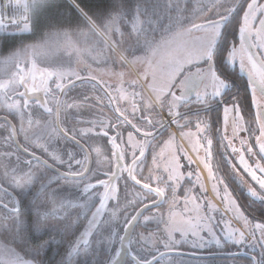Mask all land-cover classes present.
I'll return each instance as SVG.
<instances>
[{
    "label": "snow or ice",
    "instance_id": "obj_1",
    "mask_svg": "<svg viewBox=\"0 0 264 264\" xmlns=\"http://www.w3.org/2000/svg\"><path fill=\"white\" fill-rule=\"evenodd\" d=\"M186 10L174 0H165L163 8L153 0H136L134 5L128 0H71L70 7L63 0H0V68L17 69L10 79L0 80V107L8 115L18 117L19 125L7 115L0 117V128L8 131L2 155L9 162L14 161L5 166L0 177V193L7 196L0 197V234H5L0 239V264H76L79 256L85 257L84 264H93L88 257L94 254V245L103 241L92 237L100 235L104 228L108 229V258L104 264H162L178 243L188 240L194 248L239 245L249 250V264H264V0H210L207 4L198 3L193 16H185ZM129 17L131 30L126 32L122 24ZM161 29L157 40L154 34ZM177 37L188 39L176 44ZM117 48L121 50L117 58L124 70L113 73L119 78L115 89L93 75L87 65L84 75L63 66L40 67L41 61L58 51L75 53L80 64L85 63V55L98 59ZM128 66L140 67V78L126 80L130 76ZM237 67L247 76L245 87L250 90L254 113L244 111L245 101L239 96L235 79ZM142 80L154 99L144 93ZM85 84L104 92L103 97L91 98L99 105L94 119H82L79 106L65 99ZM193 97L200 105L194 121L180 110ZM214 105L223 109L224 124L218 131L224 149H231L226 155L238 157L243 171L260 188L257 192L250 185L247 187L249 197L259 204L248 214L232 196L224 178L213 172V139L207 133L213 127ZM105 106H110L114 119L104 114ZM72 109H76L72 118L86 126H65L67 116L62 118L61 113ZM246 115L250 119L246 120ZM41 118L53 136L76 145L83 158H77L73 151L49 154L39 137L30 136L25 124L30 128ZM193 123L195 133L189 128ZM174 124L182 137L195 139L193 150L198 155L203 151L201 159L213 187L219 194V185H223L226 211L233 213L244 230L225 220L222 234L216 232L212 224L216 206L209 201L206 212L193 195L196 185L204 190L198 170L181 171L184 165L177 152L188 165L195 162L176 144V133L170 131ZM186 128L189 130L184 131ZM240 132L248 135L240 137ZM166 134L167 139L162 140ZM93 137L107 138L111 144L114 160L108 162L103 177L98 169L87 166L92 145L81 143ZM253 137L259 149L254 166L245 157V152L257 156L248 142ZM234 140L239 141L240 147L235 146ZM173 145L177 151L165 157ZM149 151L152 167L145 177ZM231 168L239 176L237 166L232 164ZM185 181L192 187H185L181 197L178 193ZM240 183H246L242 177ZM75 193L91 202L90 219L68 243L60 260L54 261L48 253L55 251L57 239L63 241L70 233L75 234L67 214L68 209L80 206L74 203ZM181 199L186 215L175 211ZM109 202H114L111 212ZM165 205L167 217L160 210ZM141 221L156 222L157 232L163 236L157 232L137 233ZM145 252L147 255L142 254ZM216 254L209 251L210 257ZM229 255L235 264L237 254ZM208 264L214 261L209 260Z\"/></svg>",
    "mask_w": 264,
    "mask_h": 264
},
{
    "label": "rangeland",
    "instance_id": "obj_2",
    "mask_svg": "<svg viewBox=\"0 0 264 264\" xmlns=\"http://www.w3.org/2000/svg\"><path fill=\"white\" fill-rule=\"evenodd\" d=\"M174 2H178L179 6L181 8L187 9L184 12L185 16H193L195 13V10H196V5L198 3L207 4L210 2V0H174ZM218 2H224V0H218ZM161 8H163V5L161 6ZM175 14H176L175 12L172 13L173 16ZM205 15H211V13H205ZM6 16H7V13H6ZM131 19L132 18L129 17L128 19H126L123 22L122 30H125L126 32L131 30V22H130ZM197 22H200L199 18H198ZM165 24H167V21H165ZM162 32H163V29L155 32L154 35H155V38L157 40L160 39ZM181 39H188V37H183V38L177 37L175 43L178 44ZM31 42L32 41H26V43H31ZM120 51L121 50L119 48H117L114 53H111V52L107 53L106 55H104L98 59H93L92 56L85 55L83 58L85 63H80V64H77V59H76L75 53H73L72 55H69L67 52L58 51V52H55L53 55H51L48 59L41 61L40 67L45 68V67H48L50 64H52V65L57 66V67L63 66L64 69L67 71H79L81 73V75H84L85 74V68L87 65V66H90V68L93 72V75H96L99 80L107 82L108 84H110L112 86L113 89H115L116 87H118V79L119 78L116 75H114L113 73L124 70L121 68L120 63H119L118 58H117ZM138 54H142V53H138ZM93 55H95V53ZM126 70L130 73V76L125 77L126 80L127 79L140 78V76H141L142 69L140 67L128 66V68ZM16 71H17V69L15 67L0 68V80L10 79ZM241 73H243V72H241ZM141 82L144 83V89H143L144 93L147 96L153 97V99H154V95H153L151 89L148 88L147 83L144 82L143 80ZM125 87H127V85H125ZM79 88H81V87H77L72 92H70V94L68 96L69 99L72 97H76V94L78 93ZM139 90L140 89L137 88V91H139ZM115 94H116L115 91H113V95H115ZM2 98L3 97L1 96V99ZM120 103L124 104V101H120ZM96 117H97V115H94V116H92V119H94ZM108 117H111V116L108 115ZM114 118H115V116L113 117V119ZM190 118L193 121L195 120V116L190 117ZM222 118H223V111H222ZM17 120H18V117H17ZM41 121H42V118L38 119L36 121V123H34V124L36 125ZM181 123H184V121H181ZM223 124H224V119H223L222 124L220 126H218V127L216 126V128H214V130H215L214 134H213L211 129L207 133L213 139V157L211 160L213 172L217 176H222L224 178V183L228 185V189L232 193V196L235 197L237 202L240 204L241 208L245 209L243 207L238 195H237L236 189L238 188L239 190L240 189L244 190L247 193V187L249 185L251 187L255 188L257 190V192H260V188H259V185H257L255 183V181H253L251 179V177L243 171V168L239 165L238 157H236L234 154L233 155H226V152L230 153L231 149L230 148L227 150L224 149L223 145L219 141L220 133L218 131V129L223 128ZM26 125H28V124L26 123L25 127H26ZM83 126H85V125H82V124L80 125V127H83ZM189 128L191 129V131L193 133L196 132V128H195L194 123L189 125ZM48 129H50V128L49 127L44 128V130H48ZM29 130H30V136H33V135L36 137L40 136L39 131H37L35 129L31 130V128H29ZM188 130H189L188 128L184 129V131H188ZM170 131L173 133H176V137H177L176 144L182 146L183 149L188 152V154L192 157L193 161L195 162L193 165H188L187 162L185 161L183 155H181L179 152H177V154L180 155L181 164L184 165V168H182L181 171L196 169V170H198V172L200 174L201 180H202L203 185H204V190L202 191L199 188V185H196L193 188V195L197 197V202L200 203L204 207V211H206V212L208 211V202L209 201L211 202V204L215 205L216 209L218 210L217 212L212 213V215L215 216V219L212 221V224L215 227L216 232L218 234H222L223 229L226 227L224 224L225 220L231 221V223L234 227L240 228L241 230H244L242 223L234 217L233 213L230 211H226L227 202L225 199L222 198L225 196V193L223 191V185H219V189H220L219 194H217L216 189L213 187L212 178L209 175L208 169L205 167V165L201 159V157L203 156V151L201 150V152L198 155L197 152L193 150V143H195V139L193 138L190 141L189 138L182 137L180 135L181 130L176 125H174V127H172L170 129ZM231 132H232V128H231V121H230L229 127H228V134L231 135ZM256 134L258 135L259 133L257 132ZM110 135H111V133H110ZM201 135H203V134H201ZM247 135L248 134L245 132L239 133L240 137H246ZM125 138H126V134H125ZM161 139L162 140L167 139V134L164 137H162ZM248 142L252 145L253 151L257 153V156L252 157L249 153L245 152V157H246V159H248L249 163L253 164V166H254V161L259 159V149H258V145L255 142V137L251 138ZM233 143L235 144L236 147H240L238 140H234ZM91 145H92V152L94 153V158H95L94 170L98 169L99 170L98 174L101 175V177H103V172L106 171L108 166H109L108 162L110 160H114V157L112 156L111 144L108 143L107 138L93 137L91 139ZM161 147H163V145H161ZM97 150H98L99 154L97 153ZM4 151L5 150H0V157L3 156L2 153ZM172 151H177L176 145H173L171 149L166 150L165 157H167L169 155V153ZM156 152L157 153L160 152L159 147L156 148ZM54 153L58 154L57 152H54ZM151 156H152L151 151H149V153L147 154V157H146V164L144 166V172H143V175L145 177L148 176V169L152 167ZM81 159H82V157H81ZM2 163H3V161L1 160L0 164H2ZM163 163H164V161L162 160L161 161L162 166H163ZM261 163H264V161H261ZM12 164H14V163H12ZM232 164H235L237 166V169L239 170V176H236V174L232 171V168H231ZM4 165L6 166L7 163H5ZM257 175H259V173H257ZM240 177H242L243 180L246 182L245 184L240 183ZM235 183H237L238 186H236ZM153 186H155V185H153ZM185 187H192V185L188 184L187 181L183 182L182 186H181V190L178 193L179 196L183 197V192H184ZM69 191L75 192V190H71V189ZM75 195H76V200L74 203H78L80 206L79 207L74 206V207L68 209V213H67L69 219L71 220L72 224L74 225L75 234L70 233L66 237V239H64L63 241H61L60 239H57V241L53 245V248L55 251H50L48 253L49 258H53L54 261L60 260L61 256H63L65 249L68 246V243L72 239H75V235H78L80 231L84 230V228L88 224V219H90L89 209H90L91 202L88 201L87 197H85L79 193H75ZM129 196L131 197V192H129ZM0 197H4V199H7L6 195H4L3 193H0ZM113 203L114 202H109V212H111V205ZM192 206L193 205L191 203H189V207L191 208ZM124 207H125V205L122 201L121 202V208H124ZM160 210L162 212H164L165 217H167L168 206L165 205ZM91 211H94V209H91ZM117 211H119V210H117ZM128 211L131 212L132 209L128 208ZM153 211H155V209H153ZM175 211L177 213H184L186 215V213L184 212V201H183V199H181L180 202L177 204ZM248 213L249 212L246 211V214H248ZM107 218H108V213L105 214L104 219L106 220ZM85 221H86V223H85ZM83 225H84V227H83ZM159 227L163 228V225H160ZM136 231H137V233H144L145 235H147L150 232H157V224L154 221L147 222V223L142 221L141 224L136 229ZM107 235H108V229L104 228L101 230L100 235L94 234L92 237V239L94 241L95 240L103 241L98 246L94 245L95 252H94V254H91L88 257V260L93 262V264H102L106 261V258H108V244L106 241ZM157 235L163 236V233L157 232ZM4 238H5V234H0V239H4ZM176 238L179 241V239H180L179 233L176 234ZM161 245H162V240H161ZM113 247H116V245H113ZM176 248L186 250V251H190L191 253L196 252L197 254H209V251L211 250L217 254L214 257H206V258H200V257H196L193 255L192 256L180 255V254L176 255V256L175 255L174 256L169 255L168 259L166 261L162 262V264H169V261L171 262V264H208L209 260H213L214 264H234L233 258L229 255V253H243V254H245L246 257H244V258L236 257L235 264H249V255H248L249 250L247 248L240 247L239 245L228 244L227 246L222 247V248H216L215 246H212L211 249H209V248H194L192 246L191 241L188 240V241H183V242L178 243ZM161 250H163L162 247H161ZM258 251H259V248L257 247V252ZM142 254L147 255V252L142 253ZM84 259H85V257H83V256L76 257V264H84Z\"/></svg>",
    "mask_w": 264,
    "mask_h": 264
},
{
    "label": "flooded vegetation",
    "instance_id": "obj_3",
    "mask_svg": "<svg viewBox=\"0 0 264 264\" xmlns=\"http://www.w3.org/2000/svg\"><path fill=\"white\" fill-rule=\"evenodd\" d=\"M51 83V82H50ZM80 83V82H79ZM77 83V84H79ZM54 86V85H53ZM70 94V93H69ZM68 94V96H69ZM65 97V99L67 100L68 103H74L76 105L79 106V112L81 114V118L84 120H88V119H92V116L94 115H98V108L99 105H97L93 99H91L92 97L95 96H104V92L98 87L96 89H93L90 85L85 84V86L79 88L78 93L76 94V97H72L69 99V97ZM85 96L89 97L88 100H85ZM1 99V96H0ZM219 105H214L213 107V111L214 109H216ZM200 105H198L197 103H195V98L193 97V100L191 103L182 106L181 107V111L182 112H186L189 114L190 117L194 116L195 111L197 110V108H199ZM82 110V111H81ZM76 111V109H72V110H66L64 112L61 113L62 118L64 116H67V119L65 120V126L67 127H80V123L78 120H75L72 118V114L73 112ZM102 111L104 112V114L106 116H111L112 118L115 116L114 113H112L110 111V106H105ZM212 111V113H213ZM211 113V115H212ZM7 115L8 119L12 121V123L17 124L18 125V120L17 117L15 115H8V113L2 108L0 107V117H3ZM102 118V117H100ZM37 125V126H36ZM32 124L30 126L31 130L35 129L37 131H39L40 136V142L44 143L45 146L48 148V152L49 154L57 152L58 154H62L65 151H73V152H77V158H83V153L80 152L79 148L76 145L71 144L70 142H66L64 141L62 138H57L55 136L52 135V129H48V130H44L45 127H49L44 120L42 119L41 122H39L38 124ZM175 125V124H174ZM174 125H172V127H174ZM86 126V125H85ZM171 127V128H172ZM26 128L29 129V126L26 125ZM213 134H214V127L211 128ZM8 135V131L5 128H0V150H6L5 146H4V138ZM22 138V133L19 134ZM29 135H30V130H29ZM79 138V137H78ZM81 143H84L86 146L87 145H91V139H86V140H82ZM38 154H40L39 149H37ZM90 155H89V163H88V167L92 168L94 170L95 167V158H94V153L92 152V148L89 149ZM45 159H47V155H45L44 157ZM1 160L3 161L2 164H0V177H2L3 172L5 170V163H7V165L14 163V161L9 162L8 160H6L3 156L0 157V163ZM155 187V186H154ZM4 194V193H3ZM5 195V194H4ZM7 197V196H6ZM89 220V219H88ZM142 222V221H141ZM141 222L139 223V225L141 224ZM86 223V221H85ZM84 223V224H85ZM138 225V226H139ZM137 226V228H138ZM84 227V225H83ZM82 227V228H83ZM190 253V255L193 256H200L199 254H197L196 252H190V251H186V250H182V249H174L169 255L170 256H176V255H186ZM130 261V258H128ZM107 260V258H106ZM104 264V263H102Z\"/></svg>",
    "mask_w": 264,
    "mask_h": 264
},
{
    "label": "trees",
    "instance_id": "obj_4",
    "mask_svg": "<svg viewBox=\"0 0 264 264\" xmlns=\"http://www.w3.org/2000/svg\"><path fill=\"white\" fill-rule=\"evenodd\" d=\"M128 2L130 4H133L136 2V0H128ZM153 2H157L159 3L161 6L164 5L165 0H153ZM63 4L70 7L71 6V0H63ZM236 75H235V79H236V83H237V87L239 88V96L241 99H243L245 101L244 104V111L246 113H254V106L250 104L249 100H250V90H248L245 85H246V81H247V76L245 73H241L238 69V67L236 68ZM79 83V81L77 82ZM222 107L218 106L216 109H214L211 118L213 120V127L216 128V126H220L222 124L223 118H222ZM245 119L248 120L250 119V115H246ZM236 186H238L237 183H235ZM237 195L243 205V207L246 209V211L248 212H252L255 210V208L259 207L258 202L254 201L252 198L249 197V195L244 191V190H239L238 188L236 189ZM256 215L259 216L260 213L256 212ZM236 257L239 258H244L246 257L245 254L243 253H236Z\"/></svg>",
    "mask_w": 264,
    "mask_h": 264
},
{
    "label": "water",
    "instance_id": "obj_5",
    "mask_svg": "<svg viewBox=\"0 0 264 264\" xmlns=\"http://www.w3.org/2000/svg\"><path fill=\"white\" fill-rule=\"evenodd\" d=\"M78 81H76V83H77ZM188 255H190V253H188ZM200 257H205L204 255H200Z\"/></svg>",
    "mask_w": 264,
    "mask_h": 264
}]
</instances>
